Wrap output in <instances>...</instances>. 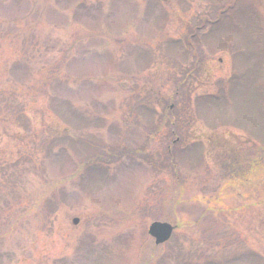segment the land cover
<instances>
[{"label":"rangeland","instance_id":"374dc122","mask_svg":"<svg viewBox=\"0 0 264 264\" xmlns=\"http://www.w3.org/2000/svg\"><path fill=\"white\" fill-rule=\"evenodd\" d=\"M0 264H264V0H0Z\"/></svg>","mask_w":264,"mask_h":264},{"label":"trees","instance_id":"16d2710c","mask_svg":"<svg viewBox=\"0 0 264 264\" xmlns=\"http://www.w3.org/2000/svg\"><path fill=\"white\" fill-rule=\"evenodd\" d=\"M193 56H194V54H193ZM196 64H197V60L196 61H194V62H191V64L189 65V69H184L183 70V72H182V74H181V82H183L185 79H188L189 78V76L191 75V74H193L197 69H196ZM231 79L233 80L234 79V77L232 78V76L230 77V81H231ZM179 87V86H178ZM220 94H221V90H220V92H217L216 94H210L209 96H208V98H210V99H218V98H220ZM146 105H148V104H142V107H141V109H140V112L141 111H150V108L149 107H147ZM166 110V109H165ZM143 114H147L146 112H142ZM166 113V112H165ZM151 116V115H150ZM166 119L167 118H164V116L163 117H161V123H159L156 127H152V126H149L148 127V130H147V134H146V142H142L141 143V145L143 146V145H148L149 143V141L153 138V136L154 135H157L158 133H159V131L160 130H162V128H163V125L164 124H166V122H168L169 124H168V126H166V127H168V128H170V133L173 131L172 129L173 128H171V126H173V122H172V120L171 119H169V117H168V119L170 120H168V121H166ZM148 123H150V121L148 120ZM163 123V124H162ZM172 130V131H171ZM178 135V134H177ZM147 136H148V138H147ZM66 138H67V136H66ZM65 139V138H64ZM61 141V140H60ZM85 142H86V147H87V149L89 150V154H88V156H87V158L89 157L90 159H93L94 161H99V162H104V163H108V162H113V161H111V160H113V159H116V156H115V154L117 153H114L113 151H101V152H99V151H97V148H95L97 145L92 141H90V140H84ZM59 141H55V142H53V144L54 143H58ZM139 147V146H138ZM62 148H64V147H62ZM168 148H170V150H171V146L170 145H168L166 148H165V152H164V156L162 157V158H159V157H157V160H160L161 161V159L162 160H164V161H168V159H172V155H171V152H170V154L168 153ZM142 149H145V148H142ZM145 150H147V149H145ZM142 152V154L143 155H145L146 154V152H143V151H141ZM93 154V155H92ZM92 155V156H91ZM158 156H159V154H158ZM157 164H160V162H157Z\"/></svg>","mask_w":264,"mask_h":264},{"label":"water","instance_id":"95a60500","mask_svg":"<svg viewBox=\"0 0 264 264\" xmlns=\"http://www.w3.org/2000/svg\"><path fill=\"white\" fill-rule=\"evenodd\" d=\"M77 222L78 218L72 219L73 224H76ZM172 228L173 227L167 222L153 221L148 225L147 233L154 239L155 244H159L170 237Z\"/></svg>","mask_w":264,"mask_h":264},{"label":"flooded vegetation","instance_id":"af4514ba","mask_svg":"<svg viewBox=\"0 0 264 264\" xmlns=\"http://www.w3.org/2000/svg\"><path fill=\"white\" fill-rule=\"evenodd\" d=\"M155 247H157L158 245H154Z\"/></svg>","mask_w":264,"mask_h":264},{"label":"bare ground","instance_id":"6f19581e","mask_svg":"<svg viewBox=\"0 0 264 264\" xmlns=\"http://www.w3.org/2000/svg\"><path fill=\"white\" fill-rule=\"evenodd\" d=\"M170 152H171V150H170Z\"/></svg>","mask_w":264,"mask_h":264}]
</instances>
